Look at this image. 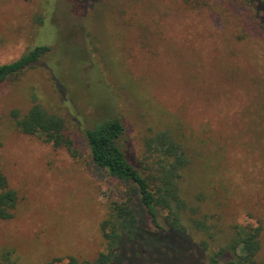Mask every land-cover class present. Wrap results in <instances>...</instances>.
Segmentation results:
<instances>
[{
    "label": "rangeland",
    "instance_id": "obj_1",
    "mask_svg": "<svg viewBox=\"0 0 264 264\" xmlns=\"http://www.w3.org/2000/svg\"><path fill=\"white\" fill-rule=\"evenodd\" d=\"M43 44L37 65L0 85V168L20 196L0 247L21 264L105 249L100 223L121 191L82 132L110 116L125 123L132 157L147 135L180 136L184 197L217 225L212 240L191 227L192 251L154 232L147 242L173 256L154 247L135 264H210L232 223L264 227V0H0V63ZM34 103L66 120L78 157L15 128L12 110Z\"/></svg>",
    "mask_w": 264,
    "mask_h": 264
},
{
    "label": "trees",
    "instance_id": "obj_2",
    "mask_svg": "<svg viewBox=\"0 0 264 264\" xmlns=\"http://www.w3.org/2000/svg\"><path fill=\"white\" fill-rule=\"evenodd\" d=\"M257 9L262 11L258 5ZM50 50L49 45H37L14 61L0 63V85L37 65ZM11 114L20 133L38 137L56 148L64 147L73 157L80 155L63 117L48 112L39 103H34L25 114L18 109H13ZM82 136L92 160L118 181L121 191L118 198L107 203L106 214L100 223L105 249L93 260L81 261L76 256L54 257L43 264H135L141 256L143 261L153 258L154 247L160 248L162 256L172 257L174 253L166 246L147 242L151 239L149 236L173 231L191 245L192 251L191 227L198 232H208L209 240L215 239L217 229L214 232L213 228L217 225L207 214L201 217L200 206L190 205L184 197L181 181L183 171L191 161L185 148L187 145L177 133L166 128L147 135L141 158L129 155L125 146L126 126L119 117L110 116L96 122L86 128ZM209 195L201 197L202 202H213ZM19 203V192L10 185L0 168V220L13 219ZM220 212L223 215L226 206H221ZM263 238L262 224L256 226L235 221L225 243L215 253L208 254L209 262L264 264ZM209 244L207 240L202 241L206 250ZM0 264L21 263L13 249L0 247Z\"/></svg>",
    "mask_w": 264,
    "mask_h": 264
}]
</instances>
